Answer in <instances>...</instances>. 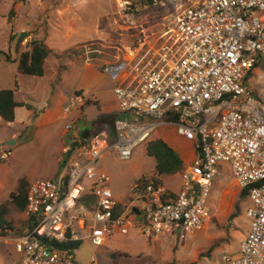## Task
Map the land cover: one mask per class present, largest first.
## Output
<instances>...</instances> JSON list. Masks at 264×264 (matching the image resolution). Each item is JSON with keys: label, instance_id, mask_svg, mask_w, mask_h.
<instances>
[{"label": "built area", "instance_id": "2783aa9c", "mask_svg": "<svg viewBox=\"0 0 264 264\" xmlns=\"http://www.w3.org/2000/svg\"><path fill=\"white\" fill-rule=\"evenodd\" d=\"M178 2L175 28L158 39L147 37L128 58L102 68L114 83L120 110L116 141L80 145L69 155L84 130L81 122L69 121L64 128L71 134L64 149L72 159L69 172L57 181L30 184L24 213L31 229L18 236L7 227L0 230V245L13 248L18 264H73V252L59 245L79 241L74 221L89 229L98 247L132 229L151 242L183 241L210 223L208 200L221 165L250 202V231L239 253L223 255L222 264H264V103L246 84L264 56V0ZM83 105L84 96L74 95L63 112L68 116ZM159 129H172L192 145L194 159L182 171L181 191L174 194L152 180L137 183L134 199L124 204L109 187L102 158L115 151L120 160H130ZM155 262L123 255L113 260Z\"/></svg>", "mask_w": 264, "mask_h": 264}, {"label": "rangeland", "instance_id": "374dc122", "mask_svg": "<svg viewBox=\"0 0 264 264\" xmlns=\"http://www.w3.org/2000/svg\"><path fill=\"white\" fill-rule=\"evenodd\" d=\"M178 7V0H153V3L146 0H3L0 3V90L20 87L17 100L32 106L36 119L48 110L58 116L60 112L55 109H62L70 97L83 95V109L89 120L86 125L92 126L97 114L93 105H97L98 100L95 93L87 91L90 88L72 93L71 89L80 85L79 79L70 85L74 69L77 65L97 68L96 80L92 82L86 78V84H91L93 91L100 86L101 90L111 88L109 78L98 65L103 61L128 58L130 51L140 48L147 37L158 39L175 28ZM31 38L55 51L45 62L43 77L24 75L19 71L18 54L26 52ZM58 50L62 52L56 54ZM87 51L90 61L85 56ZM246 84L254 97L264 103V56L248 72ZM26 94L34 95L36 100ZM73 115L42 126L37 135L35 126L20 130L21 121L27 116L23 110L19 111L13 124L0 120V206H6V221L11 224L15 236L24 234L28 219L10 203V195L17 191L22 179L57 181L69 172L70 161L64 163L60 176L53 168L59 142L57 133L65 128ZM105 133L111 138L115 130ZM174 134L172 129H159L150 141L176 142ZM150 141L136 147L130 160H120L115 151L102 158L109 187L122 203L134 199L135 193L131 190L142 177L161 181L174 194L181 191L183 170L172 175H159L155 171V159L147 155ZM191 151L192 147L187 146L181 154ZM8 153L10 155L3 158ZM219 174L208 200L212 211L210 223L185 240L161 239L151 243L148 237L133 229L126 236L115 233L104 246L98 247L92 244L89 229L79 228V222L74 221L81 244L73 252V264H113L119 254L129 258L154 255V264H222L223 255H237L250 231L246 216L250 202L241 196L242 190L227 165L220 166ZM18 260L10 245H0V264H18Z\"/></svg>", "mask_w": 264, "mask_h": 264}, {"label": "crops", "instance_id": "0c3cea01", "mask_svg": "<svg viewBox=\"0 0 264 264\" xmlns=\"http://www.w3.org/2000/svg\"><path fill=\"white\" fill-rule=\"evenodd\" d=\"M23 38H24V36H23ZM38 39H40V38H38ZM32 40H37V39L31 38L29 40V42L32 41ZM22 46H24L26 48V45H22ZM47 47L50 50H52L53 53H55L54 49L50 48L48 45H47ZM27 50L29 51L30 47H28ZM59 52H62V51L58 50L56 52V54H58ZM53 53L50 56H52ZM20 55H21V53L18 54V57H20ZM85 56L87 57V53H85ZM47 60H46V62H47ZM108 62L107 61H103L100 65H98L99 66L98 68H100L101 71H102L103 66L105 64H107ZM44 67H45V65H44ZM81 70H82V73H81ZM98 73L99 72H98L97 68L91 69L90 67L87 68L85 66L82 67L81 65H77V69L76 70L74 69V74H73L72 78L70 79L71 80V84L70 85H74V84H76L75 83L76 81L78 82V79L80 80V85L71 89L72 93L77 91V90L84 91L86 88H90L89 89L90 91L88 89H87V91L90 92V93H95V96H96V98L98 100V104L97 105H93V106H95L97 108V114H96V119L93 121L92 126H90V125L87 126L86 125L89 120L86 117L85 108L83 109V107L85 105L84 106H77L70 113V114L74 113V115H73L74 117H72L71 120H75V121L81 122V125L83 126L84 130L80 132L79 141L77 143H75V144H72V146L70 147L71 151L69 152V155L70 154L72 155L74 153V151L77 149V147H79L80 145L88 144V145H91V146H107L108 144L114 143L116 141V139H117V130L115 128V120L120 115V110H119V107H118L117 98H116L115 93H114V83H113V81L106 75L109 78L110 82H111V88L106 89V90H101V86H100L98 88V90L93 91L94 89H93V87H91V84H86V78H88V79L92 80V82H94L96 80V76L98 75ZM45 74H46V71H45ZM80 74H81V76H79ZM36 77H38V76H36ZM63 79H64V77H63ZM63 79H62V81H63ZM62 81H60V82H62ZM83 85H84V87H83ZM50 87H52V86H50ZM20 92H21V89H20V87H18V89L15 91V100L18 103H20V104L28 105L25 101L17 100V94H19ZM26 95L29 96L30 99L36 100L34 95H31V94L30 95L26 94ZM61 98H62V95H60L59 100H61ZM64 105H65V103H64ZM28 106H30V105H28ZM90 106H92V105H90ZM90 106L88 105V107H90ZM98 107H99L100 111L98 110ZM63 108H64V106L62 107V109H55V111L58 110L60 112L58 116L55 115V112L52 113V114L49 113V110H48V111H45L40 117H38L36 119V117L34 118V116H33L32 106H30L29 109H28L27 106L17 107V109L15 111L16 120L18 119L19 111L23 110L26 113L27 116L25 117L24 121H21L22 127H21L20 130L24 131V130L30 128L31 126H35L36 127V135H37V132L41 131V127L42 126L50 125V124H52L54 122L56 123L58 120H61V119H64L65 117H67V116H65V114L63 112ZM101 113L112 116L113 117L112 122L111 123L110 122L109 123H106V122L104 123V121L103 122H99L100 121L99 120V115ZM9 124H13V123H8V125ZM108 127L110 129H108ZM109 130L110 131L111 130H115V135L112 133L111 138H109L110 132H109V136L105 133V131L108 133ZM57 134H58L57 136L59 137L58 138L59 142H58V146L56 147L57 148V155H56L57 157H56V162L54 163L55 166L53 168V171L55 172L56 175L60 176L62 174L61 169H63L64 163H68L69 161L72 163V161H71L72 159H70V157H68V154L64 153V149H65L66 145H68L67 140L70 138L71 134H67L66 135L64 127L61 128L60 132L58 131ZM173 136H175V138L174 137H172V138H174L177 143L176 142H167V141H165V142L179 154L180 158L183 161L184 167H186L187 165H189L193 161V159H194V151H193V148H192V151L190 153L181 154V151H183L184 148L187 147V146H191L192 147V145L190 143L184 141L183 139L179 138L176 134H174ZM93 141H95L96 143H92ZM34 179H36V178H30V179L25 178V180H27L30 184L33 182ZM0 182H2V181L0 180ZM160 183H161V181H160ZM128 203H129V201L127 203H124V204H128ZM137 232L142 234L139 231H137ZM145 237H147V236H145ZM151 243H155V242H151ZM125 251H128V250H125ZM121 255L122 254H119L116 257L121 256ZM123 256L127 257L126 255H123ZM152 257L155 258L154 255H152ZM134 258H136V257H134ZM92 263H94V262H92Z\"/></svg>", "mask_w": 264, "mask_h": 264}, {"label": "trees", "instance_id": "16d2710c", "mask_svg": "<svg viewBox=\"0 0 264 264\" xmlns=\"http://www.w3.org/2000/svg\"><path fill=\"white\" fill-rule=\"evenodd\" d=\"M3 0H0V3ZM148 3H153V0H146ZM53 53L47 45L38 40H32L30 42V50L23 52L19 59V71L24 75L38 76L43 77L45 75V62L48 57ZM7 60L9 58L7 57ZM17 86V85H16ZM18 89V88H17ZM14 89H4L0 90V118L4 123H14L16 120V109L17 107L27 106L28 109L30 106L25 104H20L15 100V91ZM90 105V104H89ZM98 110L100 111L99 107ZM111 118V119H110ZM99 122L111 123L113 117L107 114L101 113L99 115ZM147 155L155 159L156 168L155 171L163 176V175H172L176 174L179 171L184 169V164L179 154L172 149L165 141L162 139L152 140L147 145ZM154 181L155 183H160L159 180L155 178L142 177L138 180L139 183L148 184L150 181ZM30 184L22 179L19 182V186L15 193L10 195V203L15 207L17 211L24 212L27 204V196L29 191ZM247 191L242 190L241 196L246 197ZM8 214V210L6 206H0V230L5 229V227L9 229H13L11 224L6 221V216ZM32 224L31 220H27V228L31 229ZM68 235H71V231H69ZM80 241L75 242H66L60 244V247L66 248L74 252L75 249H78L80 246Z\"/></svg>", "mask_w": 264, "mask_h": 264}, {"label": "water", "instance_id": "95a60500", "mask_svg": "<svg viewBox=\"0 0 264 264\" xmlns=\"http://www.w3.org/2000/svg\"><path fill=\"white\" fill-rule=\"evenodd\" d=\"M23 36L25 37V34H23ZM10 144H13V142H10Z\"/></svg>", "mask_w": 264, "mask_h": 264}, {"label": "clouds", "instance_id": "9594fccd", "mask_svg": "<svg viewBox=\"0 0 264 264\" xmlns=\"http://www.w3.org/2000/svg\"><path fill=\"white\" fill-rule=\"evenodd\" d=\"M1 119V118H0ZM13 231V229H11Z\"/></svg>", "mask_w": 264, "mask_h": 264}]
</instances>
